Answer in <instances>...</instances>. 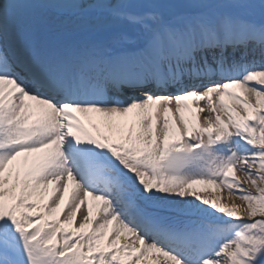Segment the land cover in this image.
Wrapping results in <instances>:
<instances>
[{
    "label": "snow or ice",
    "instance_id": "1",
    "mask_svg": "<svg viewBox=\"0 0 264 264\" xmlns=\"http://www.w3.org/2000/svg\"><path fill=\"white\" fill-rule=\"evenodd\" d=\"M0 264H264V0H0Z\"/></svg>",
    "mask_w": 264,
    "mask_h": 264
},
{
    "label": "bare ground",
    "instance_id": "2",
    "mask_svg": "<svg viewBox=\"0 0 264 264\" xmlns=\"http://www.w3.org/2000/svg\"><path fill=\"white\" fill-rule=\"evenodd\" d=\"M30 102L31 101H29V103ZM33 103H35V102H33ZM78 115H80V114H78ZM185 115L188 116L187 113H185ZM81 119L84 121L85 126L88 127L90 130H92L90 124L88 123V120L85 117H83V116H81ZM117 119H121V118H117ZM98 121H99V118H95V117L93 118V122H98ZM196 187L198 189H200L202 195H205V196H207L210 199L211 198H215L216 196H221L223 198V200H227V190L226 189L223 190L222 192H217L214 186L197 185ZM70 188H71V184H70ZM66 202H67V193L65 194V201H64V203H66ZM64 203H62V205H61V210L64 208ZM61 219H63V217ZM109 227L111 228V226H109ZM105 242H106V238H105ZM155 255L156 254H149V257L152 258Z\"/></svg>",
    "mask_w": 264,
    "mask_h": 264
},
{
    "label": "rangeland",
    "instance_id": "3",
    "mask_svg": "<svg viewBox=\"0 0 264 264\" xmlns=\"http://www.w3.org/2000/svg\"><path fill=\"white\" fill-rule=\"evenodd\" d=\"M239 175V174H238Z\"/></svg>",
    "mask_w": 264,
    "mask_h": 264
}]
</instances>
